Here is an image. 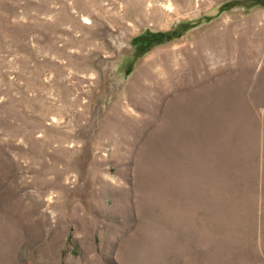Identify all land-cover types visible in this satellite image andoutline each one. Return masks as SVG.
<instances>
[{
	"label": "rangeland",
	"instance_id": "rangeland-1",
	"mask_svg": "<svg viewBox=\"0 0 264 264\" xmlns=\"http://www.w3.org/2000/svg\"><path fill=\"white\" fill-rule=\"evenodd\" d=\"M0 264H264V0H0Z\"/></svg>",
	"mask_w": 264,
	"mask_h": 264
},
{
	"label": "bare ground",
	"instance_id": "bare-ground-1",
	"mask_svg": "<svg viewBox=\"0 0 264 264\" xmlns=\"http://www.w3.org/2000/svg\"><path fill=\"white\" fill-rule=\"evenodd\" d=\"M188 1L189 2H187V0H183V3H190V0H188ZM195 1L198 2V0H195ZM163 4H164L165 8L168 11L170 10V12H174V11L177 12L178 10H180V8H182V5H180V6L179 5L173 6V4L170 3V2H168V1L166 3H163ZM169 14L170 13L167 12L164 15V17H166ZM251 21H249V22H251ZM219 33L227 36V38L222 39L219 36ZM228 33H229L228 26H226V28L223 29V32H220L216 28V24L213 23V25L211 24L209 28L206 27V28H203L202 30L199 29L197 31V33L194 34V36L191 39V43H192L191 44L192 45L191 51L193 52V55H194V57L191 60L194 62L193 63V68L194 69H197V68L199 69L200 65L201 64H204L203 62H204V59L205 58L203 57L204 54L202 55V50L203 49L207 48V49L213 50L214 48H216L217 46H219L220 43H225L226 40L227 41H231V37L228 36ZM235 42H236V40L234 39L233 40V45H234ZM237 42H240V39H238ZM187 47H188V45H187ZM187 47L184 46V45H182L179 48L180 52L181 53H184V52L186 53V48ZM175 49L176 48H171V49L166 50L164 52V54H163L164 59L165 58H168L170 56L172 57L174 54H176V53H174ZM203 51H205V50H203ZM177 53H179V52H177ZM156 55L157 54H155L154 56H152L149 60H146V61H144L143 63L140 64V66L135 70L134 74L132 75L129 83L127 84V87L128 88H130L132 86L131 84L134 83V81L138 78V76H140L141 73L143 71H145L148 66L151 68V67H154V66L157 65V57H156ZM185 63H187V62H185Z\"/></svg>",
	"mask_w": 264,
	"mask_h": 264
}]
</instances>
